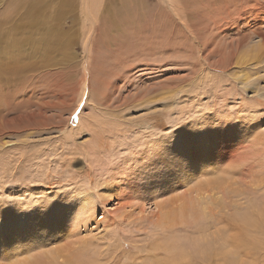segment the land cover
Listing matches in <instances>:
<instances>
[{
    "label": "rangeland",
    "instance_id": "374dc122",
    "mask_svg": "<svg viewBox=\"0 0 264 264\" xmlns=\"http://www.w3.org/2000/svg\"><path fill=\"white\" fill-rule=\"evenodd\" d=\"M105 5L124 11L118 34L105 17L94 27L89 0H0V59L19 39L54 47L24 51L16 113L33 98L34 120L0 137V261L264 264V0ZM88 63L104 85H87ZM225 189L205 217L176 215Z\"/></svg>",
    "mask_w": 264,
    "mask_h": 264
},
{
    "label": "bare ground",
    "instance_id": "6f19581e",
    "mask_svg": "<svg viewBox=\"0 0 264 264\" xmlns=\"http://www.w3.org/2000/svg\"><path fill=\"white\" fill-rule=\"evenodd\" d=\"M89 1H90L91 8L92 9H94V8H97L98 9L99 8V10L96 12L97 16L94 17V23L92 22L93 24H95L94 27L97 28L98 21L100 19H102L103 17H105V18H107L108 20L111 21V23L109 25V28L113 32H115L116 34H118L121 31V24H122V22L125 21V19L123 17L124 16V11H122V14L123 15L121 17L119 15L120 12L117 11V13H116V10H115V8L113 6H112V9L109 10V5L108 6L105 5V9H104L105 11L100 14V8H101V4H102V1L103 0H89ZM64 5H66V2L64 3ZM87 12H88V10H87ZM125 12H126V10H125ZM30 17H31V21H30V23H26V25L27 26H30V28L33 30V29H35L34 22L37 21L35 23L36 25L40 22V7H32V10H30L29 12H26V19H28ZM96 18H97V21H96ZM35 30H37V28ZM64 34H65V32H64ZM15 44H17V46H16L17 49L14 50V51H12L10 53L9 59H7V61H6V59L3 61V58H1L2 61L4 63H6V65L11 64V63H14V67L12 65V67L11 68L9 67L8 70L2 71V72L0 71V137L6 132V127H5L6 125L7 126H12L15 123H17L19 125V123H24V122H27L28 123V122H31V121L34 120V116L35 115L30 114L31 112L28 111V108H31L30 106L33 105V104L30 103V101L34 100L33 98H31L32 99L31 100L29 98L30 96H28V98L30 99V101H28V106H27L26 114L17 115V113H16L18 111L19 107L26 109V107L23 106V101H26V100L24 98H22V97H21L22 99L19 100L20 99L19 96L22 93H26L27 92L28 89H25L24 86L28 82L29 83L31 82L32 76L30 75V73L32 71H34V68H32V65L27 60H25L27 56L26 55L25 56L23 55L24 51H25V53H26V51H29L31 53V52L36 51V50L38 51V50L44 49V51H47L49 49H54V47H51V46L50 47H46V46H43V45H41V46L29 45L26 41H23L21 43V40L20 39H19V41H16ZM88 52H90V51H88ZM4 56H6V55H4ZM26 64H28V66H25ZM96 69L98 70V65H96L95 67L92 64H89V65L86 66V68H85V76H87V81H86V82H88L87 85L92 84L93 81L96 78H97L99 84H103L104 85V80H101L98 77L97 74L94 76V73L96 72ZM100 70H98V71L100 72ZM98 71H97V73H98ZM95 83H97V82H95ZM31 96H33V94ZM13 100H14V102H13ZM80 125L82 126V123H80ZM87 128L90 129V132L92 133L91 129H93L94 126L91 128L90 123H87ZM205 144H207V143H203L202 146H204ZM151 173L153 175V180L152 181L148 180L149 183H152L153 185L155 183H158V184L160 183L161 184V177L159 175V168H157L154 171H151ZM143 179H145V178H143ZM143 179H142V181H143ZM158 184H155V185L157 186ZM227 186L230 187V185H227ZM227 190L228 189H225V191H224L225 195L223 193L221 196H218L217 194L200 195V196L194 198L193 200L192 199H190V200L187 199V201L184 200L176 208V215H178L181 219L184 218V215L186 213H189V216H195V215L198 214V216H200V217H205L207 215V212H208V205H211V204H222V203H224V201H225L224 199L228 195ZM240 194H243V192L241 190H238L236 195H240ZM92 196L93 197H96L97 194H93ZM71 205H74V203H66L65 205H63L61 207L64 210L70 209L68 214H73L74 213V210H73V208H70ZM238 207H240V206H238ZM156 208H154V209H152L150 207L147 208V211H148L147 215H150L151 213H154V211L156 210ZM165 208L164 209H161V216H166V215H168L170 213L169 211H166ZM32 211H36V210H32ZM32 211H30L29 214H23L24 217H27L29 215V216H31L30 219H32V217H33L32 216L33 215L32 214ZM63 212L64 211H60V210H58V211L57 210L56 211H49V215L62 216ZM261 212H263V211H261ZM252 215H253V213H252ZM261 223H262V220L253 221L252 222V226H256V225L261 224ZM44 227H45V229H48L49 228L48 222H46V224H45ZM45 232H46V230H44V233ZM10 233L12 235L13 234H18V230H14L13 229V230H11L8 233V235ZM1 237H0V240H1ZM7 238H9V237H7ZM53 259L54 260H57L58 259V256L55 255V257H53ZM60 259H61V257H60ZM16 260H18V258H16ZM27 263H28V261H26V260L25 261H21V264H27ZM64 264H68V263L65 262Z\"/></svg>",
    "mask_w": 264,
    "mask_h": 264
},
{
    "label": "snow or ice",
    "instance_id": "6c2138e0",
    "mask_svg": "<svg viewBox=\"0 0 264 264\" xmlns=\"http://www.w3.org/2000/svg\"><path fill=\"white\" fill-rule=\"evenodd\" d=\"M73 119H76V117H73ZM0 264H21V261H13V260H10V261H0Z\"/></svg>",
    "mask_w": 264,
    "mask_h": 264
}]
</instances>
